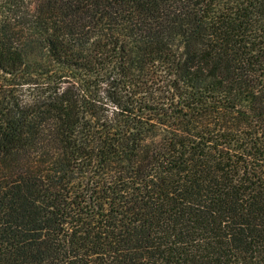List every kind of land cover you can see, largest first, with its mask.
I'll list each match as a JSON object with an SVG mask.
<instances>
[{
	"label": "trees",
	"instance_id": "obj_1",
	"mask_svg": "<svg viewBox=\"0 0 264 264\" xmlns=\"http://www.w3.org/2000/svg\"><path fill=\"white\" fill-rule=\"evenodd\" d=\"M0 264H264V0H0Z\"/></svg>",
	"mask_w": 264,
	"mask_h": 264
}]
</instances>
